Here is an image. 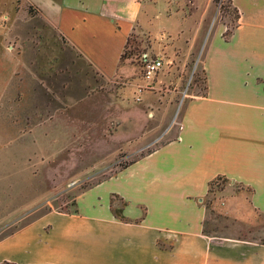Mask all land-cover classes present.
I'll return each mask as SVG.
<instances>
[{
  "label": "crops",
  "instance_id": "0c3cea01",
  "mask_svg": "<svg viewBox=\"0 0 264 264\" xmlns=\"http://www.w3.org/2000/svg\"><path fill=\"white\" fill-rule=\"evenodd\" d=\"M144 1L17 0V10L24 12L26 36L38 17L100 76L112 78L121 70L119 56L140 15L148 17L141 10ZM192 1L182 22L212 5L195 20L207 31L200 59L204 89L186 100L173 137L78 194L75 212H47L0 238V264H264L262 242H217L203 234V200L217 176L249 195L243 205L242 192L225 188L213 208L234 218L247 209L264 215V0H230L237 18L226 38L224 25L207 26L213 1ZM29 7L38 14L30 16ZM151 12L149 7L146 21ZM10 31L0 34L1 47ZM13 49L7 42V50ZM23 64L8 60L0 102ZM167 84L176 94L182 80ZM34 91L38 109L37 101L49 97L41 87Z\"/></svg>",
  "mask_w": 264,
  "mask_h": 264
},
{
  "label": "rangeland",
  "instance_id": "374dc122",
  "mask_svg": "<svg viewBox=\"0 0 264 264\" xmlns=\"http://www.w3.org/2000/svg\"><path fill=\"white\" fill-rule=\"evenodd\" d=\"M191 2L145 0L141 10L149 17L152 7L153 18L146 21L140 15L122 50V77L106 78L38 17L26 36L17 0H0V34L8 27L5 40L14 47L7 50V42L0 46V80L11 57L24 61L0 102V238L47 212H71L78 194L173 137L186 100L201 95L204 87L200 59L207 31L195 20L206 10L210 13L212 5L199 7L182 22L193 9ZM213 4L207 26L224 25L226 38L235 25L230 0ZM32 11L38 14L36 7ZM154 58L162 67L152 79L164 84L155 87L151 81L149 88H142L143 61ZM171 79L182 80L176 94L168 92ZM36 87L49 97L37 101L38 109ZM215 185L203 200V234L217 242L230 238L264 243V215L247 209L234 218L213 208L225 188L231 194L242 192L241 203L249 191L228 181Z\"/></svg>",
  "mask_w": 264,
  "mask_h": 264
},
{
  "label": "built area",
  "instance_id": "2783aa9c",
  "mask_svg": "<svg viewBox=\"0 0 264 264\" xmlns=\"http://www.w3.org/2000/svg\"><path fill=\"white\" fill-rule=\"evenodd\" d=\"M161 67L162 62L158 58L143 61L141 80L144 82V85L142 88H149V84L152 81L153 76L161 69ZM142 88H137L138 94L141 93ZM135 101L139 102V98L136 97Z\"/></svg>",
  "mask_w": 264,
  "mask_h": 264
},
{
  "label": "trees",
  "instance_id": "16d2710c",
  "mask_svg": "<svg viewBox=\"0 0 264 264\" xmlns=\"http://www.w3.org/2000/svg\"><path fill=\"white\" fill-rule=\"evenodd\" d=\"M214 3H217L219 0H212ZM232 8V7H231ZM33 7H29L28 8V14L30 15V16H35L36 14H34L33 13ZM232 10V12H233V21H235L236 20V18H237V15H236V11H235V9L234 8H232L231 9ZM126 44V43H125ZM125 46V45H124ZM123 49H124V47H123ZM123 52H121V54H120V56H119V62H121V60L124 58L123 57ZM143 65V64H142ZM203 89H204V87H203ZM123 168V167H122ZM218 181H226L227 182V180L225 179V178H223V177H219V176H217V177H215L214 179H212L211 181H209L208 182V184H207V194L208 193H210L211 191H212V187L213 186H217V185H215ZM74 206H75V203H74ZM74 206H73V210L71 211V212H75V209H74ZM71 212H61V213H71ZM2 264H12V263H8V262H4V263H2Z\"/></svg>",
  "mask_w": 264,
  "mask_h": 264
}]
</instances>
